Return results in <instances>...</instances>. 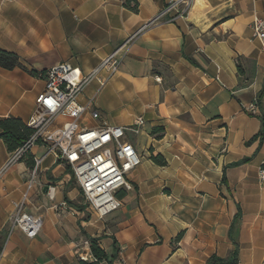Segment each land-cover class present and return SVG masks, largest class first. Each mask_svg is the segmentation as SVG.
Listing matches in <instances>:
<instances>
[{
    "label": "crops",
    "instance_id": "1",
    "mask_svg": "<svg viewBox=\"0 0 264 264\" xmlns=\"http://www.w3.org/2000/svg\"><path fill=\"white\" fill-rule=\"evenodd\" d=\"M170 1L137 0L133 11L125 0H0V50L23 65L0 66V118L26 123L34 113L45 80L30 70L69 62L88 74L135 35L118 71L102 73L103 86L92 80L79 102L93 100L113 125L144 119L137 134L127 133L142 162L128 174L131 188L119 192L122 206L103 218L87 209L71 168L43 157L26 206L42 219L34 239L11 230V219L28 162L44 148L3 170L12 152L0 137V264L92 262L91 238L109 256L97 264H207L234 250L238 206L239 264H264V141L248 143L264 122V48L252 29L255 17L264 19V0H202L194 18L196 0L188 17L142 28ZM157 155L166 165L152 160Z\"/></svg>",
    "mask_w": 264,
    "mask_h": 264
},
{
    "label": "built area",
    "instance_id": "2",
    "mask_svg": "<svg viewBox=\"0 0 264 264\" xmlns=\"http://www.w3.org/2000/svg\"><path fill=\"white\" fill-rule=\"evenodd\" d=\"M196 0H171L160 13L142 28L160 21L172 22L178 17H188ZM182 6V7H180ZM253 35L264 48V19L255 17L252 22ZM130 36L122 46L107 55L88 74L69 62L48 68L42 74L45 89L36 98V108L26 125L33 129L32 135L10 154L3 170L25 156L33 147L44 148L42 156L34 157V166L27 181L22 200L16 204L11 219V230L19 228L30 238H36L42 230V219L26 211L30 191L39 177V170L46 155L67 164L81 189L84 204L89 212L100 218L118 210L122 200L118 193L131 188L128 174L139 166L143 156L138 153L127 133L137 134L144 119L139 117L133 125L110 124L94 107L93 100L79 102L85 87L94 79L101 86L114 75L121 64L126 48L134 39ZM125 48V50H124ZM160 81L161 78H156ZM92 121H98L94 126ZM264 185V169L259 172ZM56 186L49 185L47 195L53 199ZM81 259L87 260L81 256Z\"/></svg>",
    "mask_w": 264,
    "mask_h": 264
},
{
    "label": "trees",
    "instance_id": "3",
    "mask_svg": "<svg viewBox=\"0 0 264 264\" xmlns=\"http://www.w3.org/2000/svg\"><path fill=\"white\" fill-rule=\"evenodd\" d=\"M124 5H126V7L132 9L133 11H138L137 0H125ZM0 66L7 69H13L14 67L17 66L23 67L16 54L4 50H0ZM29 72L41 78H42V74L44 73L43 71L38 74L35 70H30ZM0 128L2 129V132H0V137L4 140L9 151L11 152L19 148L23 144V142L26 139H28L33 133V129L28 127L26 123L22 121L21 118L14 116L0 118ZM157 132L159 133L158 136L162 135V133L164 132V128L163 127L155 128L154 133ZM257 139H259L260 145L264 141V122L260 131L256 135H254L251 138V140L248 141V143L255 141ZM152 160L159 165L162 166L166 165V160L161 155L152 156ZM245 161H247V159H244L242 162ZM28 164L31 167L34 166V162H28ZM261 168L264 169V162L262 163ZM223 181L224 183L226 182L225 174L223 177ZM117 195L119 198L123 197V195H119V193ZM241 216H242V211L240 206H238V212L234 218V221L229 231V237L235 246L230 256H228L227 258H220L213 256L208 260L207 264H239V221ZM180 236L181 233L177 236V239H179ZM90 249L95 260L92 262L81 260V264H97L98 262L109 259L107 252L100 246L97 238L90 239ZM114 256L115 253L112 254L111 258H113Z\"/></svg>",
    "mask_w": 264,
    "mask_h": 264
},
{
    "label": "bare ground",
    "instance_id": "4",
    "mask_svg": "<svg viewBox=\"0 0 264 264\" xmlns=\"http://www.w3.org/2000/svg\"><path fill=\"white\" fill-rule=\"evenodd\" d=\"M203 1L202 0H197V4L195 6V9L192 12L191 17L193 16L195 18V16H200L202 14V9H203ZM206 4V3H205ZM204 15V14H203ZM205 17V16H204ZM197 21V20H196Z\"/></svg>",
    "mask_w": 264,
    "mask_h": 264
},
{
    "label": "water",
    "instance_id": "5",
    "mask_svg": "<svg viewBox=\"0 0 264 264\" xmlns=\"http://www.w3.org/2000/svg\"><path fill=\"white\" fill-rule=\"evenodd\" d=\"M47 190H48V186L45 187V191H47Z\"/></svg>",
    "mask_w": 264,
    "mask_h": 264
},
{
    "label": "rangeland",
    "instance_id": "6",
    "mask_svg": "<svg viewBox=\"0 0 264 264\" xmlns=\"http://www.w3.org/2000/svg\"><path fill=\"white\" fill-rule=\"evenodd\" d=\"M84 199V198H83Z\"/></svg>",
    "mask_w": 264,
    "mask_h": 264
}]
</instances>
